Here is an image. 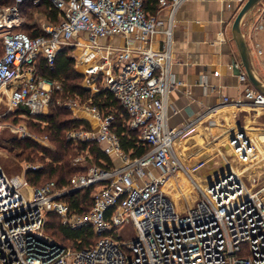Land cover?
Instances as JSON below:
<instances>
[{"label":"built area","instance_id":"obj_1","mask_svg":"<svg viewBox=\"0 0 264 264\" xmlns=\"http://www.w3.org/2000/svg\"><path fill=\"white\" fill-rule=\"evenodd\" d=\"M42 1L15 0L13 6L0 8L4 48L0 94H9L12 109L45 113L60 83L38 73L37 57L43 54L53 67L59 51L80 46L83 37L88 42L85 49L103 54L105 88L127 110L129 128L151 149L133 157L111 129L113 114L70 99L67 106L90 116L86 119L91 128L72 129L68 140L99 142L106 154L116 155L121 163L111 168L92 166L75 174L70 187H60L57 180L30 185L25 173L40 165L27 164L22 177L0 169V264H264V183L255 179L253 188H248L234 173L227 174L183 212L163 190L166 181L183 168L175 143L185 130L168 125L167 105L171 91L180 84L171 74L174 18L187 0H158L157 12L149 10L147 0H48L59 10L58 24H46L37 37L13 32L24 23L20 5ZM164 10H168L165 19ZM160 33L164 39L158 40ZM117 35L126 38V46L99 42ZM240 77L248 79L245 74ZM223 103L264 110V93L251 86L242 97H224ZM237 136L244 145L234 150L247 164L251 155L246 150L257 157L258 149L244 132ZM237 140L232 137L230 144L236 145ZM89 187L95 188L91 208L77 214L65 199ZM49 213L59 215L73 230L91 226L99 239L83 249L53 239L45 230ZM130 221L135 238L122 242L119 230Z\"/></svg>","mask_w":264,"mask_h":264},{"label":"crops","instance_id":"obj_2","mask_svg":"<svg viewBox=\"0 0 264 264\" xmlns=\"http://www.w3.org/2000/svg\"><path fill=\"white\" fill-rule=\"evenodd\" d=\"M245 2L246 0H187L176 11L173 24L171 74L172 80L180 84H177L170 93L167 120L171 128L183 129L185 133L178 137L175 144L180 140L184 143L185 140H191L196 136L206 142L208 137L222 134L232 124H238V120H261L256 114L253 116L251 111L255 109L249 105L237 108L233 104L223 103L224 97L236 100L242 97L247 87L253 86L249 79L241 80L240 75L234 72L233 65L236 61L239 66L241 59L233 39L232 24ZM20 13L22 15L21 10ZM161 14L164 19L167 18L168 10H164ZM38 17L36 21L38 30H43L46 24L53 23L50 17L45 14L42 16L41 12L38 13ZM19 28L20 26L15 27L14 30ZM242 29L252 53L256 72L264 80V4H258L245 16ZM156 39H164V35L160 33ZM79 42L85 53L81 54L76 63H80L88 51H95L91 48L85 50L84 46L88 43L85 38L81 37ZM99 42L114 47H124L127 44L126 38L120 35L100 38ZM134 44L139 45L138 42ZM258 48L262 51L259 52ZM242 71L244 72L243 68ZM261 112L264 114L263 111ZM239 132L242 131L237 129L230 134L227 133L226 139L220 142L229 154H235L238 162L230 161L224 155V162L228 168L231 165L241 167L244 165L239 161L234 145L227 144L230 136L233 134L235 137ZM253 133L261 134L259 146L260 149H264L261 147L264 144V132ZM246 137L248 138V135ZM263 159L264 155L260 159L253 158V161L248 163H252L250 166L256 168L258 162L254 164L253 162ZM111 160L114 166L121 163L116 155H111ZM202 169L204 173L213 170L212 167L204 168V166ZM214 176L206 179L207 185L215 181Z\"/></svg>","mask_w":264,"mask_h":264},{"label":"trees","instance_id":"obj_3","mask_svg":"<svg viewBox=\"0 0 264 264\" xmlns=\"http://www.w3.org/2000/svg\"><path fill=\"white\" fill-rule=\"evenodd\" d=\"M148 8L151 12H157L158 0H147ZM15 0H0L1 6H12ZM20 10L25 17L32 16L34 13L41 12L50 17V20L58 24L61 21L60 13L51 2L43 0L40 4L25 2L20 5ZM27 19V18H26ZM28 32L19 30L32 37L43 34V30L36 29V22L27 25ZM3 43L0 39V56L3 53ZM73 47H67L59 51L53 67H50L47 59L40 54L36 60L38 73L45 78L60 83V91L56 89L51 98L49 111L40 114L35 120H27L32 132L39 135L47 136L54 148H48L40 144L31 137H25L22 140L14 139L12 141V150L21 149L18 154L24 162L42 163V167L37 170H27L25 173L26 180L33 186H42L49 181L57 180L60 187L72 185L75 174L86 172L84 166L74 165L73 158L76 154L88 150L93 156V163L103 168L114 166L111 156L106 154L100 143L96 141L85 142L77 141V146H73L72 141L68 140V133L72 129L86 127L91 128L90 123L85 118H73L71 111L65 106L57 104L59 98L63 99H82L91 100V104L98 107L105 115L113 114L114 119L111 123V129L120 137L121 147L125 152L130 153L133 157L144 155L150 145L139 139L138 132L129 128L127 122L129 115L124 106L115 98L114 94L103 88L99 92L93 93L81 85L83 75L74 68L76 57ZM90 52V51H88ZM23 112L24 115H30L25 108H20L16 113ZM32 116V115H31ZM77 172V173H76ZM95 188L71 192L67 195L65 201L69 203L72 211L77 214L88 213L91 208L92 194ZM46 232L55 237L62 243L72 246L76 249H83L97 242L99 236L94 233L91 226L70 229L61 224V217L55 213L47 215Z\"/></svg>","mask_w":264,"mask_h":264},{"label":"rangeland","instance_id":"obj_4","mask_svg":"<svg viewBox=\"0 0 264 264\" xmlns=\"http://www.w3.org/2000/svg\"><path fill=\"white\" fill-rule=\"evenodd\" d=\"M260 3L264 4V0H262ZM1 7H10V6H1ZM38 13L39 12L37 11L32 16H27V17H25L24 14H22L25 22L22 25H20L19 29L17 30L13 29V32H16L19 30H24L25 32H28L29 30L27 28V25L33 24L38 20L39 18ZM42 16H44V13H42ZM82 53H85V52H84V49L81 48V46L74 47L73 52L71 51V54H74V56L77 59L81 56ZM102 63H103V54L97 51H94V52L90 51L89 53L87 52L86 56L82 58V61L80 63H76L74 66L75 70L79 72L81 75H83L81 85L87 89H90L93 93L99 92L101 89L105 88L106 86L104 82L105 74L103 73L104 69H103ZM62 90L63 89L60 88V91ZM69 100L70 99L59 98L57 101V104H59L60 106H65L67 109H69L71 111L73 118H85L86 119V116H88L87 114H83L79 110H77L76 112L75 110L67 106V103L69 102ZM76 100L81 103L91 102V100H87V99L84 100L81 97L76 98ZM19 109L20 108L12 109L10 107L9 94L7 93L0 94V169L4 170V172L8 174L9 176L22 177L24 175V172L26 171L27 164L28 165L35 164V165L42 166V163L40 161L24 162L21 159V157L18 156V154L21 153L22 150L21 149H17V150L11 149L12 141L14 139L22 140L25 137H31L34 140L40 142V144L43 146H46L48 148H54V147L52 143L49 141V139L47 138V136H44V135L42 136L35 132H32V130L29 128L28 126L29 123L27 120L33 119L37 121V119H35L36 117H33V116H38V115L31 116V115H24L23 112L16 113V111H18ZM253 109H255L251 111L253 116L256 114L261 117V120H238V124L236 123L237 125L232 124L231 126H229L228 129H225L226 131L224 133L219 134L217 136L215 135V136L208 137L206 142L201 141V139H198L196 136L192 138L191 140L189 139L187 141L185 140L184 143H183V140H180L178 144H175V153L180 158L182 162V167H183L181 168L179 172H181V174L184 175V177H186L189 183H191L193 186L197 188V192L194 194H191V196L187 197L185 195H182L181 197H179L181 198L183 211H186L188 208L195 206L196 203L202 198L203 190L200 191L199 187H203L204 190L206 189L205 181H207L206 179L210 178L209 176L215 175L214 179L215 178L218 179L221 177L223 173L227 172L229 169L231 170L232 167L236 169L237 172L241 173L244 169L250 168L249 166L252 165V163L250 164L248 163V165L244 164L243 167L231 165L230 168H228V166H226L224 162L225 161L224 155L230 161L235 160L237 162V160L235 159L236 157L235 154L234 155L229 154L228 151L225 150L224 147L220 145L221 144L220 142L226 139L227 133L230 134L237 129H240L242 132H246L247 133L246 135H248L249 141L253 142L260 151L261 155L258 157V159H260L264 155V149L263 148L260 149V146H259L260 145L259 139H260L261 134L253 133V132H262V133L264 132V114H262L261 112V111L264 112V110L260 108H253ZM48 111H49V107L45 113H47ZM93 126H94V123H93ZM233 136H234L233 134L230 136L231 138L230 140L228 139L229 141H227V144L230 143ZM235 136L237 137L238 140H237V146L234 145V148L235 146L238 147V144L242 145V143H244L243 139L242 141L241 139H239L240 136H237V135ZM180 143H183V144H180ZM73 146H77V142H74ZM261 147H264V144ZM247 152L249 153V149H247ZM75 160H78L77 166L80 165V166L85 167V171H87L92 166H97L92 162L93 156H91L88 150L84 152H80L79 154H76V156H74L73 158V161ZM239 161H241L240 158H239ZM250 161H253L252 155H251ZM256 162H258V164L256 165V169H254L255 171H254L253 176L248 175L249 171L242 175V179L248 188H253L252 187L254 183L253 181L255 179L257 180V183H260V184L264 183V159L259 160V161L258 160L254 161L253 164ZM203 166L204 168L212 167L213 168L212 172L204 173V170L202 169ZM79 173H84V172H79ZM250 177H252L251 180H250ZM186 183H187L186 181L183 182V180L182 181L180 180L179 183L177 184V189L175 190V193H181V190H183L182 186L186 185ZM167 196L170 198V200L172 199L171 201L176 206L175 202L178 201L179 199H174L172 195L167 194ZM190 202H192V204ZM61 224L64 225L62 218H61ZM119 231L122 236V240H121L122 242H129L135 238L136 228L134 224L132 223V221H130L126 225L121 226ZM47 235L57 240L55 237L51 236L49 233H47Z\"/></svg>","mask_w":264,"mask_h":264},{"label":"water","instance_id":"obj_5","mask_svg":"<svg viewBox=\"0 0 264 264\" xmlns=\"http://www.w3.org/2000/svg\"><path fill=\"white\" fill-rule=\"evenodd\" d=\"M262 0H246L242 8L239 10L238 14L236 15L234 22L232 24V35L233 39L236 42L241 62L239 66L237 65L236 61H234V72L237 75L245 74L251 84L260 92L264 93V80L260 78L257 74L252 53L246 38L245 33L242 29V22L245 16L251 12ZM242 68L244 72L242 71ZM228 174H231L229 172ZM224 177V176H223Z\"/></svg>","mask_w":264,"mask_h":264},{"label":"bare ground","instance_id":"obj_6","mask_svg":"<svg viewBox=\"0 0 264 264\" xmlns=\"http://www.w3.org/2000/svg\"><path fill=\"white\" fill-rule=\"evenodd\" d=\"M245 138H247V137H245ZM239 139H241V136H240V138ZM243 139V138H242ZM244 143H242V145H243ZM241 144L239 145L238 144V147H240V146H242ZM236 146H237V144H236ZM257 147V146H256ZM258 149V148H257ZM246 152H247V150H246ZM249 154L250 155H252L251 154V152H250V150H249ZM260 156V151H259V149H258V155H257V157H259ZM253 157V156H252ZM257 157H253V158H257ZM250 168H246V169H244L241 173H239V172H237V170L236 169H234L233 167L231 168V170L233 171V173H234V175L235 176H237V177H239L242 181H243V179H242V174H244V173H247L248 171V175L250 176H253L254 175V171L255 170H253L254 168H255V166H249ZM256 169V168H255ZM230 169L226 172V173H223L222 175H221V177L220 178H222L223 176H225V175H227L229 172H231L232 173V171H231ZM219 179V178H218ZM218 179H216L215 181H217ZM252 179V177H250V180ZM182 181L183 180V182L184 181H186L187 183H186V185H183L182 186V188H183V190H181V193H175V190L177 189V184L179 183V181ZM215 181H213L211 184H206V188L208 187V186H211ZM244 182V181H243ZM244 184H245V182H244ZM245 186H247L246 184H245ZM199 189H200V191H204V189H203V187H199ZM163 190L168 194V195H172V197H174V199H179L178 201H174L175 202V204H176V209H177V211H179V212H181V211H183L182 209H183V206H182V202H181V198H179V197H181L182 195H185V196H191V194H194V193H196L197 192V188L195 187V186H193L191 183H189L188 181H187V179H186V177H184V175H182L181 174V172H177V174L175 173V174H173L167 181H166V183L164 184V186H163ZM172 200V199H171ZM191 204H192V202H190ZM190 205V204H189ZM189 205H187V206H189ZM186 207V206H185ZM187 208V207H186Z\"/></svg>","mask_w":264,"mask_h":264}]
</instances>
